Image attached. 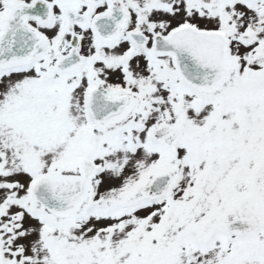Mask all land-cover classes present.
<instances>
[{
  "label": "snow or ice",
  "instance_id": "6c2138e0",
  "mask_svg": "<svg viewBox=\"0 0 264 264\" xmlns=\"http://www.w3.org/2000/svg\"><path fill=\"white\" fill-rule=\"evenodd\" d=\"M0 264H264V0H0Z\"/></svg>",
  "mask_w": 264,
  "mask_h": 264
}]
</instances>
